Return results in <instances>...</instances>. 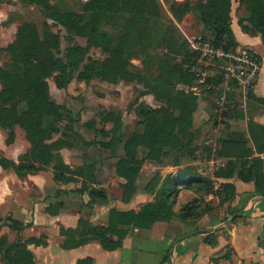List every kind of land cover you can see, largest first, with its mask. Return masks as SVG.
<instances>
[{
	"label": "trees",
	"instance_id": "1",
	"mask_svg": "<svg viewBox=\"0 0 264 264\" xmlns=\"http://www.w3.org/2000/svg\"><path fill=\"white\" fill-rule=\"evenodd\" d=\"M51 1L19 0L18 3L43 10L51 20L61 23L68 32L86 38L87 47H71L67 50L65 58L59 57V35L48 29V25L41 31L35 22L27 21L18 26L13 42L6 47L0 46V61L5 56L9 57L0 67V130L7 136V145H12L16 138L15 128L20 127L25 131L26 139L31 145L30 149L19 157L18 162L0 152V166L5 170H13L20 178L38 174L51 167L54 179L59 184L78 183L82 179V187L78 192H88L90 204L108 201L107 192L94 187L99 184L96 164L87 163L85 168L74 170L60 154L63 148H70V145L64 142L48 143L53 132L45 125L46 119L58 122L67 118L71 125L75 122L71 111L52 99L49 80L53 79L57 88L63 90L67 89L76 77L78 81L86 83L96 79L115 85L121 81L140 83L161 105L159 108L149 106L146 110H140L139 115L144 117L145 129L126 141L122 133V114L106 112L105 121L113 123L112 137L107 143H103L101 148L111 150L114 154L123 144L125 155L118 159L116 166L118 176L125 180V183L121 184L122 200L125 203H129L136 194L137 180L147 160L163 164L166 159L174 156L172 166L178 169L165 176H156L146 186L145 191L154 196V200L144 204L139 211H120L113 208L110 210L106 227L81 219L77 229H61L62 235L66 237V249L96 241L105 250L113 251L123 246L131 228L150 230L156 223L173 221L196 225L212 210V202L209 201L201 212L189 204L177 213L174 208L181 185H184L183 189L194 190L204 197L217 196L222 205L235 199L236 187L232 183H220L217 180H231L237 175L246 183L254 182L255 195L264 198V158H253L255 151L259 154L264 152L263 126H249L255 151L248 147L243 134H229L226 139L221 140L218 143L217 156L227 161L225 167L216 171L212 177L197 172L191 165L183 164L182 159L194 160L199 153V147L192 146L190 141L193 114L197 109L198 100L197 95L190 89L194 86L196 76H200L196 69L201 60V53L191 49L182 31L175 28L166 41L167 51L161 61V69L164 70L172 61L180 60L171 71L148 75L135 71L131 62L135 50L146 53L148 32L159 25L162 7L158 0H89L82 13L54 11ZM234 1L240 6L244 4L250 13L246 19L238 22L243 32L260 36L264 44V0H204L196 7L190 2L179 3L172 10L173 16L180 22L186 14L194 12L204 28L212 33L216 46L226 50L236 49L239 43L232 28ZM3 3L14 5L16 2L0 0V6ZM125 14H129L131 18L126 19V32L118 36L119 38L101 30L104 23L114 25L117 16ZM15 20L10 15L3 25L8 26ZM156 31L160 33L158 27L153 32L156 34ZM92 48H100L106 58L95 60L87 57ZM259 59L261 61L260 57ZM178 75L179 78L175 80ZM206 82L213 87H219L223 78L222 75L211 76L206 78ZM178 84L190 91L182 89L174 93ZM208 93L211 95L214 89H209ZM249 100L264 105V98H256L253 90L249 92ZM176 111L180 114L176 115ZM107 136L104 133V137ZM233 136L237 137L236 140L232 139ZM7 220L11 222V229L19 233L23 230L24 225L21 222L11 217ZM205 242L217 244L210 236ZM31 243L45 244V239L31 238L25 242L18 240L10 243L6 236H1L0 262L35 264L33 253L28 247ZM77 264H92V260H80Z\"/></svg>",
	"mask_w": 264,
	"mask_h": 264
},
{
	"label": "crops",
	"instance_id": "2",
	"mask_svg": "<svg viewBox=\"0 0 264 264\" xmlns=\"http://www.w3.org/2000/svg\"><path fill=\"white\" fill-rule=\"evenodd\" d=\"M11 8L12 6L4 4L0 6V43L3 41L2 31L12 29L15 37L20 25L17 20L8 26L3 25L17 6L12 8L13 10ZM232 28L239 48L252 49L261 58L262 67L253 94L256 98L262 99L264 98L262 39L260 36L244 33L234 20H232ZM206 33L208 37H212L210 31L206 30ZM248 102L250 106L246 116L249 121L229 118L230 125L225 126L226 135L220 133L222 137L219 142L226 139L229 134H243L247 139L248 147L255 151L249 126L256 124L264 127V105L256 101ZM235 138L237 137L232 139L236 140ZM14 145L15 143L7 145L5 133L0 130V152L18 162L19 157L25 154L27 149L18 151ZM74 149L75 147H67L61 150L64 161L73 169L81 164L79 158H83L82 154L71 155ZM100 150L105 153L107 149L100 147ZM256 157L264 158V152L259 154L255 151L253 158ZM73 159L77 162L73 163ZM96 175L99 184L94 187L103 188L107 192L106 203L90 204L89 194L78 192L80 186L72 187L71 184L75 183H57L51 167L38 174L20 178L13 170H5L0 166V237L6 236L10 243L44 237L45 244H28L35 264H77L78 261L85 259H91L92 264H264V198L255 195L254 182L246 183L237 175L231 180H217L220 183L234 184L236 197L233 201L221 205L219 197L208 196V200L212 202V210L201 219L199 223L203 227L197 230L191 229L190 224L186 222H159L150 230L131 228L123 246L113 251L105 250L96 241L66 249L64 247L66 237L62 235L61 229H77L81 219L93 225L106 227L111 209L139 211L144 204L138 183L136 194L129 203H125L122 200L121 184L125 183L123 178L115 171L109 170L108 174L103 173L102 176L104 178L110 176V179H103L99 167ZM112 187L119 191V198L112 195ZM146 195L148 199L144 201L145 203L152 200V195L147 192ZM235 216L236 218L232 220ZM8 217L24 225L20 233L9 227L11 222L7 220ZM228 221L232 223L228 224ZM215 228L219 230L213 231ZM191 232L194 234L188 236ZM208 236L215 239L217 244L206 243L205 239ZM178 239L180 240L176 242ZM215 258L217 260H213Z\"/></svg>",
	"mask_w": 264,
	"mask_h": 264
},
{
	"label": "rangeland",
	"instance_id": "3",
	"mask_svg": "<svg viewBox=\"0 0 264 264\" xmlns=\"http://www.w3.org/2000/svg\"><path fill=\"white\" fill-rule=\"evenodd\" d=\"M88 1L89 0H52L50 4L54 11L82 13L84 5ZM158 1L162 7L161 18L158 22L159 25L154 26L148 32L147 47H145L146 53L141 52L142 50H135L132 53L133 59L131 60L135 71H142L148 75L151 73L154 75H160L163 71L168 73L175 65L180 63V60L176 62L172 61L164 70L161 69V61L164 59L167 51L166 41L175 28H179L182 31L193 50H197L202 41L213 38L207 36L208 34L206 33L204 25L199 21L198 16L194 12L186 14L180 22L173 16L172 10L177 4L190 2L192 6L196 7L204 0ZM3 4L6 6H12V8L17 6L16 10L11 8V10H13L11 15L20 24L26 21L35 22L41 31L46 25H48V29H51L54 33L58 34L61 41V51L58 54L59 57L65 58L67 50L71 47H87L86 38L68 32L61 23L51 20L49 15L43 10L34 6L25 5L22 2H16L14 5ZM249 15L250 13L244 4L243 6H240L239 3L235 1L233 2L232 18L235 23L239 24V20L246 19ZM130 18L129 14L118 15L114 20V25H107L104 23L101 30L118 37L126 32L125 21ZM157 27L160 29V33H157L156 31L155 34L153 31ZM13 33L14 30L12 29L1 32L3 38L2 43H0L1 47H6L15 40ZM141 47H143V45ZM148 55H150V57H148ZM87 57L95 60H102L106 58V54H104L100 48H92L88 51ZM7 60H9V57L5 56L0 61V67H2L3 62ZM196 72L200 76H196L194 86L190 89L198 97L197 109L193 114V129L191 131L192 138L190 141H192V146L196 145L199 147V153L196 159L186 160L184 158L182 159V162L184 165H191L197 170V172H200L207 177H212L216 171L222 169L226 165L227 160L218 157L217 151L215 150L219 147L218 143L222 137L220 136V133L226 135L227 128L225 126L230 125L229 118H236L237 121H249L248 116L246 115L250 106L248 102L250 91L247 95L248 100H245V94L241 89L234 90L233 93L229 94V99L232 98L233 103L225 109L223 108L225 106L220 105L223 95L222 91H224V87H222L223 83L219 87H213L212 84L206 82V78L216 75L220 76L222 74L221 64L216 61L210 62L201 59ZM77 75L78 71L75 73V76ZM179 76L180 75L176 76L175 80L179 78ZM49 84L52 99L57 104L65 106L70 110L75 122L71 125L67 118L58 122L46 119L45 125L50 127L53 132V136L48 143L64 142L68 143L70 148L75 147V149L71 151V155L80 156L82 154L83 158H79V163L81 164L75 166L74 170L79 167L85 168L87 163H94L99 167L101 178L103 177L102 174H108L109 170L115 171L117 174L116 164L118 159L125 155L123 144L117 148L114 154L111 150H106L107 153L106 151H104L105 153H102L103 150H100L101 145L107 143L112 137L113 123L105 121L106 112L111 111L116 114L120 112L122 114V133L123 139L126 141L132 135L140 134L145 129L144 117L139 115L140 110H146L149 106L153 108H159L161 106L155 101L154 96L147 92L142 84L135 82L121 81L119 84L115 85L96 79L90 83H86L78 81L75 77L67 89H58L53 79L49 80ZM182 89L186 92L190 91L178 84L174 93H177L178 90L181 91ZM209 89H214V93L210 95L208 93ZM175 114L178 115L180 112L176 111ZM64 115L67 117V112H65ZM15 132L16 142H14V148L18 149V151H23L24 149H27L28 151L31 145L26 139L25 131L20 127H16ZM104 133L108 136L104 137ZM91 144L94 147H91ZM82 145L84 146L81 147ZM85 146H87V148H84ZM101 158L102 161L100 162ZM173 158L174 156L169 157L163 164L150 160H147L144 163L141 174L137 180L142 198L141 200H143L144 204H146L144 201H147L148 199L145 191L146 186L149 185L156 176H165L168 173H174L178 170L172 166ZM75 162H77V160L73 159V163ZM103 179H110V176L103 177ZM82 181L83 180L81 179L79 180V183H75L74 185L71 184V186H80L81 188ZM114 185L116 186V184ZM89 187L91 186L89 185ZM114 187L111 188L113 191L112 195L119 198L120 193ZM183 187L184 185L179 187L181 188V191L176 196L177 200L174 209L177 213H179L184 206L189 204L196 207L198 212H201V210L209 204L208 197L197 194L194 190L183 189ZM87 197L89 198L88 195ZM151 199V201H153L154 196H152ZM199 222L196 225L190 224L191 229L197 230L199 227H203ZM1 262L0 264H5L4 262Z\"/></svg>",
	"mask_w": 264,
	"mask_h": 264
},
{
	"label": "built area",
	"instance_id": "4",
	"mask_svg": "<svg viewBox=\"0 0 264 264\" xmlns=\"http://www.w3.org/2000/svg\"><path fill=\"white\" fill-rule=\"evenodd\" d=\"M197 50L201 53V59L221 64L224 91L220 105L226 109L233 103L229 94L236 89H241L245 94L244 99L247 100L248 92L258 82L262 67L257 53L252 49L239 47L226 50L216 46L212 39L202 41Z\"/></svg>",
	"mask_w": 264,
	"mask_h": 264
},
{
	"label": "water",
	"instance_id": "5",
	"mask_svg": "<svg viewBox=\"0 0 264 264\" xmlns=\"http://www.w3.org/2000/svg\"><path fill=\"white\" fill-rule=\"evenodd\" d=\"M235 218H236V216L233 217L232 220H234ZM229 223H232V221H228V224H229ZM217 230H219V229H218V228L213 229V231H217ZM193 234H194V232H191V233L188 234V236H192ZM179 240H180V239H178L176 242H178Z\"/></svg>",
	"mask_w": 264,
	"mask_h": 264
}]
</instances>
